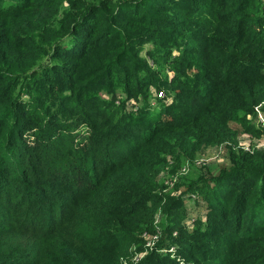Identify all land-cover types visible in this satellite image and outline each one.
Segmentation results:
<instances>
[{
  "label": "trees",
  "instance_id": "1",
  "mask_svg": "<svg viewBox=\"0 0 264 264\" xmlns=\"http://www.w3.org/2000/svg\"><path fill=\"white\" fill-rule=\"evenodd\" d=\"M260 106L264 0H0V264H264Z\"/></svg>",
  "mask_w": 264,
  "mask_h": 264
},
{
  "label": "rangeland",
  "instance_id": "2",
  "mask_svg": "<svg viewBox=\"0 0 264 264\" xmlns=\"http://www.w3.org/2000/svg\"><path fill=\"white\" fill-rule=\"evenodd\" d=\"M170 95L171 94L169 93L168 90H162L160 92V94H158V92H156V90H154V92L152 91V95L150 96V98L148 100L149 108L150 109H154V108L160 107L161 103H163L164 100H166L167 97L170 96ZM139 97L141 98L140 99V104H143V103L146 102V100H144L142 98V96H139ZM157 97H159V98H157ZM170 97H172V96H170ZM159 99H162V100H159ZM122 100H124V97H121L120 102H122ZM126 107H129L130 110H132V109L136 110V106L135 105H131L129 103H126ZM263 111H264V107H261V106L258 107V109L256 111V117L254 119V122L256 120V122H258L259 124L264 125L261 122V121H263V114H264ZM261 125H259V126L261 127ZM243 144L245 146H252V144H253L254 146H256L258 148H263L264 147V135H261L259 137H253L252 135L249 134V135L246 136V139L243 141ZM217 152H219L218 148L215 149L213 155H215V153H217ZM180 173H181V171H180ZM81 177H83V176H81ZM178 177H179V174H177L174 177H172V175L170 174L169 176H165V179L168 178L167 181L172 186L174 184V182L178 179ZM186 200L188 202L187 203V205H188V217L186 216L185 220L188 221V225L195 224L197 217L206 216V213H207L206 204H204V201L201 198V195L199 193H197V192H195V196H193L191 198H186ZM180 210H181L182 213L185 212V208L183 206L180 208ZM218 244H220L222 246L226 245L224 240L219 241ZM168 251H169V253H171L170 256L173 259L181 260L182 262L185 259L183 256H181L178 253V248L177 247L172 246L171 248H169Z\"/></svg>",
  "mask_w": 264,
  "mask_h": 264
},
{
  "label": "built area",
  "instance_id": "3",
  "mask_svg": "<svg viewBox=\"0 0 264 264\" xmlns=\"http://www.w3.org/2000/svg\"><path fill=\"white\" fill-rule=\"evenodd\" d=\"M258 109V108H257ZM264 124V115H263V121H261ZM243 144V142H242ZM244 145V144H243ZM245 146V145H244ZM246 148H249V146H245Z\"/></svg>",
  "mask_w": 264,
  "mask_h": 264
}]
</instances>
